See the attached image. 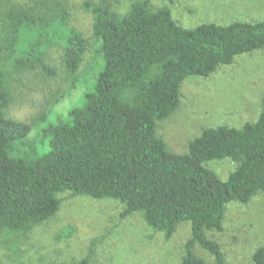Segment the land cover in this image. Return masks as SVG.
<instances>
[{
	"label": "trees",
	"instance_id": "obj_1",
	"mask_svg": "<svg viewBox=\"0 0 264 264\" xmlns=\"http://www.w3.org/2000/svg\"><path fill=\"white\" fill-rule=\"evenodd\" d=\"M61 2L2 1L0 63L13 60L18 70L41 65L56 76L44 59L50 47L61 44L74 84L88 41L69 27ZM84 9L94 16L103 66L94 91L70 112L69 122L42 129L41 136L50 138L47 154L39 155L38 143L29 138L47 112L32 123L10 118V79L0 67V234L26 235L55 217L58 195L70 192L119 201L123 217L141 214L167 240L188 223L182 264H209L196 253L198 247L215 264H229L207 232L223 230L228 204H247L264 192V99L255 123L204 129L184 155L168 149L157 123L178 110L187 78H207L235 58L264 49V21L187 29L169 8L155 9L150 0L134 1L124 14L107 0L88 1ZM224 159L236 164L226 181L205 166ZM252 259L264 264V246ZM89 263L84 258L64 264Z\"/></svg>",
	"mask_w": 264,
	"mask_h": 264
},
{
	"label": "rangeland",
	"instance_id": "obj_2",
	"mask_svg": "<svg viewBox=\"0 0 264 264\" xmlns=\"http://www.w3.org/2000/svg\"><path fill=\"white\" fill-rule=\"evenodd\" d=\"M6 0H0L1 2ZM29 4L32 0H11ZM70 15L68 25L88 41L87 51L74 84L65 66V48L50 47L44 64L55 69L49 76L41 65L18 70L13 60L0 63L10 79L12 103L8 116L20 122H37L29 136L38 143L39 155L47 154L50 138L41 131L59 121L69 122L70 112L82 108L85 96L94 91L103 58L97 56L95 20L86 12L88 1L60 0ZM119 13H126L136 0H107ZM153 8L167 7L182 27L194 29L207 23L227 26L235 22L264 21V0H150ZM1 5V4H0ZM264 99V49L235 58L207 78L191 76L181 88L178 110L157 123V135L176 154L189 152V143L204 129L229 126L241 129L255 123ZM226 181L236 164L230 159L205 164ZM61 208L55 217L34 227L26 235L0 234V264H64L88 258L89 264H182L184 245L191 235L190 224L180 225L172 239L154 231L136 213L123 217L124 205L116 200H96L58 195ZM217 241L229 264H254L253 255L264 246V192L251 202L227 205L222 231H208ZM199 257L209 264L213 258L201 248Z\"/></svg>",
	"mask_w": 264,
	"mask_h": 264
}]
</instances>
